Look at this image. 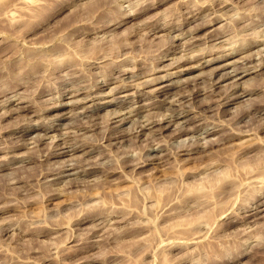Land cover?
Wrapping results in <instances>:
<instances>
[{
	"label": "rangeland",
	"instance_id": "rangeland-1",
	"mask_svg": "<svg viewBox=\"0 0 264 264\" xmlns=\"http://www.w3.org/2000/svg\"><path fill=\"white\" fill-rule=\"evenodd\" d=\"M0 8V264H264V0ZM162 74L176 87L156 98ZM120 116L126 139L106 145ZM155 141L163 151L148 150ZM60 145L75 148L52 154ZM68 161L85 171L43 183Z\"/></svg>",
	"mask_w": 264,
	"mask_h": 264
},
{
	"label": "bare ground",
	"instance_id": "bare-ground-1",
	"mask_svg": "<svg viewBox=\"0 0 264 264\" xmlns=\"http://www.w3.org/2000/svg\"><path fill=\"white\" fill-rule=\"evenodd\" d=\"M1 9V8H0ZM3 13L5 12V11H3V10H1ZM0 11V12H1ZM2 14V13H1ZM214 15H215V13H214ZM218 15V14H217ZM1 16V15H0ZM192 16V15H191ZM195 16V15H194ZM219 16V15H218ZM193 17V16H192ZM195 17H197V16H195ZM194 17V18H195ZM200 17V16H199ZM212 19V18H211ZM218 20V19H217ZM192 20H190V22H191ZM215 21V20H214ZM207 22V21H206ZM206 22L204 23L205 25H206ZM204 24H202V25H204ZM208 24V23H207ZM168 25V24H167ZM166 26V25H165ZM201 26V25H200ZM199 26V27H200ZM174 27V26H173ZM156 29H157V27H156ZM159 29V28H158ZM150 31V30H149ZM155 32V31H154ZM180 35V34H179ZM178 36V35H177ZM175 37V36H174ZM215 37V36H214ZM226 39H228V38H226ZM262 39H264V38H262ZM262 39H258V40H262ZM211 40V39H210ZM255 42V41H254ZM260 42V41H259ZM256 43H258V42H256ZM210 48V47H209ZM261 48V47H260ZM206 49V48H205ZM165 52V51H164ZM164 54V53H163ZM162 54V55H163ZM219 55V54H218ZM218 55H217V57L215 56V57H210V58H208V59H203V60H201V61H199L198 62V64H196V65H192L190 68H193V67H196V68H199V67H202V66H206V65H208V64H210L211 62H214V61H216L219 57H218ZM220 56V55H219ZM225 56V55H224ZM221 57H222V55H221ZM255 57V56H254ZM257 57V56H256ZM255 57V58H256ZM264 59V58H263ZM162 60V59H161ZM256 61V60H255ZM258 61V60H257ZM260 62V61H259ZM264 62V61H263ZM245 63V62H244ZM243 63V64H244ZM255 63V62H254ZM257 63V62H256ZM255 63V64H256ZM243 64H242V67H243ZM262 64H264V63H262ZM251 65V64H250ZM241 68V67H240ZM234 69L233 71H232V73H230V75H233V76H235L234 78H232V79H234L236 82H235V84L236 85H234V86H237V84H239V82L237 81L238 79H240V78H242V77H244L246 74H248L249 72H250V67H245V68H242V69ZM253 68V67H252ZM127 70V69H126ZM251 70H253V69H251ZM123 71V70H122ZM253 72H254V70H253ZM119 73V72H118ZM123 73V72H122ZM138 73V72H137ZM119 75V74H118ZM121 75V74H120ZM127 75H128V73H127ZM230 75H228V73L226 74V72H224V73H221V75L218 77V79L216 80V81H214L213 82V86L214 87H218L219 85H218V83L221 81V80H223V79H225V78H227L228 76H230ZM126 76V75H125ZM130 76H131V74H130ZM133 76V75H132ZM166 75L165 74H162V75H159V77H158V79H156L155 81H153L155 84H154V86L153 87H151L150 88V90H152L151 92H152V96L153 97H160V96H169L170 95V92H172L171 91V89H173V87H176V85L174 84V83H172L173 82V80H172V82H170V80H169V82H166V80L163 78V77H165ZM120 77V76H119ZM123 77V76H122ZM113 78V77H112ZM124 79V78H123ZM131 79V78H130ZM179 79V78H178ZM182 79V78H181ZM106 80V79H105ZM121 80V79H120ZM134 80V79H133ZM113 81V80H112ZM126 81V80H125ZM135 81V80H134ZM96 82V81H95ZM98 82V81H97ZM101 82V81H100ZM133 82V81H132ZM131 82V83H132ZM231 82V81H230ZM128 83V82H127ZM182 83V82H181ZM181 83H179V85L181 84ZM184 83V82H183ZM106 84H107V82H106ZM123 84V83H122ZM137 84V83H136ZM135 84V85H136ZM103 84H101V86H102ZM128 85V84H127ZM131 85V84H130ZM138 85V84H137ZM84 86V85H83ZM100 86V87H101ZM124 86H125V84H124ZM129 86V85H128ZM134 86V85H133ZM133 86H129V87H124V88H122V90H127V89H129V88H132L133 89ZM145 86H148L147 84L145 85ZM184 86V85H183ZM183 86H181V87H183ZM211 86V85H210ZM121 87V86H120ZM185 87V86H184ZM214 87H212V88H214ZM75 88V87H74ZM77 88V87H76ZM136 88H138L137 86H136ZM141 88V87H140ZM212 88H210V89H212ZM71 89V88H70ZM135 89V88H134ZM139 89V88H138ZM88 90V89H87ZM178 90V89H177ZM206 90V89H205ZM214 90V89H213ZM82 91V90H81ZM80 91V92H81ZM84 91H86V90H84ZM118 91H119V89H118ZM140 92L142 91V90H139ZM144 91H146V90H144ZM148 91V90H147ZM183 91V90H182ZM197 91V90H196ZM246 91V90H245ZM133 92V91H132ZM131 92V93H132ZM150 92V93H151ZM211 92H213V91H211ZM243 92V91H242ZM247 92V91H246ZM16 93V92H15ZM76 93L77 94H79L77 91H76ZM178 94H179V92H177ZM183 92H181L180 94H182ZM185 93V92H184ZM216 93V92H215ZM214 93V94H215ZM238 93V92H237ZM241 93V92H240ZM245 93V92H244ZM75 93H73L72 95H74ZM97 94V93H96ZM129 94V93H128ZM128 94L127 93H123V94H120V95H117V96H115V98H117V103L118 104H123V100H126V98H127V96H128ZM135 94H137V93H135ZM186 94V93H185ZM217 94H219L218 92H217ZM216 94V95H217ZM233 94V93H232ZM235 94V93H234ZM89 95V94H88ZM95 95V94H94ZM142 95V94H141ZM183 95V94H182ZM244 95V94H243ZM12 96V95H11ZM99 96V95H98ZM178 96H181V95H178ZM213 96V95H212ZM221 96V95H220ZM219 96V97H220ZM239 96H241V94H238V95H236L235 97H230L227 101V103L226 104H229V103H232V102H234V100L235 99H237V97H239ZM64 97V96H63ZM145 97V96H144ZM174 97V96H173ZM172 97V98H173ZM185 97V96H184ZM214 97V96H213ZM218 97V96H217ZM218 97V98H219ZM229 97V96H228ZM8 98V97H7ZM14 98V97H13ZM87 99H92V98H90V97H86ZM169 98V97H168ZM218 98H216L217 100H218ZM4 99V98H3ZM3 99H1V100H3ZM18 99V98H17ZM138 99V98H137ZM171 99V98H170ZM175 99H176V97H175ZM212 99V98H211ZM214 100V101H217V100ZM220 99H221V97H220ZM10 100V99H9ZM111 100V99H110ZM110 100L108 101V102H110ZM114 100H116V99H114ZM130 100V99H129ZM148 100V99H147ZM174 100V99H173ZM177 100V99H176ZM223 100V99H222ZM112 101H113V99H112ZM111 101V102H112ZM169 101H171V100H169ZM220 101V100H219ZM8 102V101H7ZM19 102H21V101H15V107H16V109L17 110H15L16 112L18 111V110H22V109H25L24 107V105H21V104H19ZM70 102V101H69ZM151 102V101H150ZM181 102V101H180ZM218 102V101H217ZM221 102V101H220ZM26 103V102H25ZM65 103H67V102H65ZM115 103V102H114ZM144 103V102H143ZM149 103V102H148ZM179 103V102H178ZM178 103L176 104V105H178ZM208 103V102H207ZM212 103H214V102H212ZM224 103V102H223ZM59 104V103H58ZM62 104V103H61ZM61 104H59V105H61ZM64 104V103H63ZM131 104V103H130ZM151 104V103H150ZM155 104V103H154ZM153 104V105H154ZM218 104H219V102H218ZM221 104H222V102H221ZM13 105V104H12ZM26 105H27V103H26ZM124 105V104H123ZM141 105V104H140ZM144 105V104H143ZM215 105H216V103H215ZM215 105H208V106H206L207 108L206 109H208V110H211V109H213L214 108V106ZM82 106V110H79V112H81V113H84V112H86L87 110H89L88 108L90 107V106H88V105H81ZM28 107V106H27ZM144 107V106H143ZM152 107V106H151ZM154 107V106H153ZM217 107V106H216ZM219 107H221V106H219ZM226 107V106H225ZM128 108V107H127ZM130 108V107H129ZM203 108V107H202ZM205 108V107H204ZM13 109V108H12ZM15 109V108H14ZM14 109H13V111H14ZM122 109V108H121ZM253 109V108H252ZM257 111H258V113H263L264 112V107H262V108H260V107H256L255 108ZM254 109V110H255ZM216 110V109H215ZM137 111V110H136ZM201 111H203V110H201ZM218 111V110H217ZM222 111V110H221ZM78 112V111H77ZM115 112V111H114ZM114 112H113V114H114ZM120 112H121V110H120ZM120 112L119 113H117V115H116V112H115V114L113 115V116H118V115H121L124 111H122V113L120 114ZM253 112V111H252ZM18 113V112H17ZM128 113H130V112H128ZM177 113V112H176ZM208 113H210V112H208ZM256 113V112H255ZM255 113H253V114H255ZM124 114V113H123ZM166 114V113H165ZM182 114H184V113H182ZM216 114V113H215ZM82 115H84V116H87V114H82ZM125 115V114H124ZM65 116V115H64ZM123 116V115H122ZM126 116V115H125ZM168 116V115H167ZM179 116H181L180 114H177L176 115V117H179ZM188 116V115H187ZM63 117V116H62ZM80 117V116H79ZM89 117V116H88ZM91 117V116H90ZM165 117V116H164ZM57 118V117H56ZM83 118V117H82ZM175 118V117H174ZM201 118V117H200ZM58 119H59V117H58ZM131 119V118H130ZM135 118H133V120H134ZM162 119V118H161ZM160 119V120H161ZM166 119H164L163 121H165ZM173 120V119H172ZM171 120V121H172ZM184 120H185V118H184ZM47 121V120H46ZM124 121H125V117L123 118V117H121L120 116V118L117 120V122L118 123H116V124H114L115 126H117V127H119L118 129L117 128H115L116 130H113L111 133H109V137L110 138H108L107 139V142H106V145H112L113 144V146L114 147H118V146H120V143L122 142V141H124V138H125V135H126V133H127V128L125 129L126 131H124V127H121V125L124 123ZM151 121H152V119H151ZM155 121H158V120H155ZM168 122H170V119L168 118V120H167ZM174 121V120H173ZM113 122H116V121H113ZM136 122V121H135ZM154 122V121H153ZM161 123H159V125L158 126H161L160 128H163L162 126H164V125H160V124H162V121H160ZM176 122V121H175ZM141 123V122H140ZM178 123V122H177ZM50 124V123H49ZM62 124V123H61ZM78 124V123H77ZM148 124V122H146L145 121V123H143V124H139V125H137L136 126V129H133V128H135V127H133L132 129H131V131L130 130H128V132L130 131L131 133H134L135 135H138L139 133H142L143 131H142V129L143 128H145L146 127V125ZM179 124V123H178ZM212 124V123H211ZM214 124V123H213ZM134 125V124H133ZM170 125V124H169ZM215 125H217V124H215ZM77 126H80V125H77ZM114 126V127H115ZM130 126V125H129ZM149 126V125H148ZM147 126V127H148ZM213 126V125H212ZM37 127H39V126H35L34 124H33V126H31V129L33 130V129H35V128H37ZM108 127L109 128H112V127H110L109 125H108ZM113 127V128H114ZM146 127V128H147ZM151 127V126H150ZM217 127V126H216ZM45 128V127H44ZM46 128H47V126H46ZM48 128H49V126H48ZM108 128V129H109ZM209 128V127H208ZM43 129V128H42ZM148 129V128H147ZM26 130V129H25ZM158 130V129H157ZM161 130V129H160ZM216 130H218V129H214L213 128V131H211V132H207L208 134H211V133H213V132H215ZM47 131V130H46ZM72 131V130H71ZM69 132V131H68ZM129 132V133H130ZM243 132V131H242ZM241 132V133H242ZM128 133V134H129ZM130 133V134H131ZM206 133V134H207ZM239 133V132H238ZM247 134H248V132H246ZM242 134H244V133H242ZM18 135V134H17ZM69 135V134H68ZM205 135V134H204ZM66 136V135H65ZM107 136V135H106ZM134 136V135H133ZM201 137H202V134H201ZM55 138V137H54ZM126 139V138H125ZM62 141V140H61ZM60 142V141H59ZM63 142V141H62ZM61 142V143H62ZM157 141H155V143H156ZM159 143V142H158ZM158 143H156V144H154V147L151 145V147H148L147 149L148 150H150V151H152V150H155L156 152L157 151H163V148L161 147V143H159V145H158ZM118 144V145H117ZM122 144V143H121ZM153 144V143H152ZM67 145V144H66ZM61 146L60 145V147L62 148V147H64L62 150H56V151H54V153H52V154H56L57 156L58 155H64V154H68V152L69 151H71V150H73L75 147L74 146H72V145H69V146ZM156 145V146H155ZM78 146V145H77ZM84 147V146H83ZM107 147V146H106ZM80 148V147H79ZM88 149V148H87ZM52 150V149H51ZM91 150V149H90ZM74 151V150H73ZM86 152H90L89 151V149L88 150H84V151H82V153H85L86 154ZM150 153H152V152H150ZM150 153H147V154H145V157H146V159H155V158H158L160 155L158 154V155H156V153H153V154H150ZM47 154V153H46ZM47 155H49V154H47ZM133 155V154H132ZM47 157V156H46ZM50 157V156H49ZM48 158V157H47ZM142 158H144L143 156H142ZM44 159V158H43ZM146 159H144L145 160V162H146ZM56 160V159H55ZM85 162H86V160H84ZM142 161V160H141ZM140 161V162H141ZM57 162V161H56ZM63 162V161H62ZM66 162V161H65ZM69 162V161H68ZM72 162V161H71ZM143 162V161H142ZM75 163V162H74ZM153 163V162H152ZM89 164V163H88ZM88 164H86V165H88ZM140 164V163H139ZM144 164V163H143ZM146 164V163H145ZM61 165V164H60ZM78 165V164H77ZM135 165V166H134ZM133 166L134 167H132L133 169L136 167V164H134ZM142 165V164H141ZM140 165V166H141ZM153 165V164H152ZM158 165V164H157ZM82 166V165H81ZM89 166H90V164L88 165V167L86 168V170L89 168ZM92 166V165H91ZM90 166V167H91ZM137 166H139V165H137ZM78 168L80 167V165L79 166H77ZM82 168H83V166H82ZM92 168V167H91ZM84 169V168H83ZM83 169H77L76 168V165H74L73 163H65V164H63L62 165V167L60 168V169H58V170H55V171H47L44 175H42L41 173H40V175H42V181H43V183L46 185H50V184H56V183H58V182H60V181H62L63 179V177H66V176H68V175H71V174H75V173H78L79 171H82ZM90 170V169H89ZM83 171H85V169L83 170ZM86 173V172H85ZM87 173H88V170H87ZM40 175H38V176H40ZM73 176V175H72ZM37 179H39V178H37ZM67 179H68V177H67ZM14 180H16L15 181V183L18 181L17 179H14ZM36 180V179H35ZM39 181V180H38ZM38 181L36 180V182L38 183ZM63 181H66V180H63ZM24 182V181H23ZM39 183H41V185H43V183L42 182H39ZM39 185V184H38ZM40 186V185H39ZM50 187V186H49ZM259 201V200H258ZM262 203V202H261ZM264 210V205H263V207L261 208V209H257L256 211H260V210ZM247 213V212H246ZM254 213V212H253ZM253 213L251 212H249L248 213V215H249V217L251 216V215H253ZM247 215V214H246ZM255 216H256V213H255ZM258 216V215H257ZM253 219V218H252ZM251 220V219H250ZM80 247V246H79Z\"/></svg>",
	"mask_w": 264,
	"mask_h": 264
}]
</instances>
